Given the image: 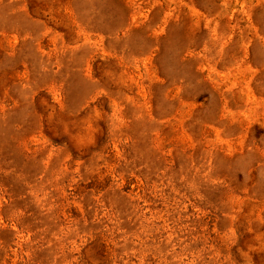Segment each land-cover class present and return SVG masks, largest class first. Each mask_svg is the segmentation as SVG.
<instances>
[{
  "label": "rangeland",
  "instance_id": "374dc122",
  "mask_svg": "<svg viewBox=\"0 0 264 264\" xmlns=\"http://www.w3.org/2000/svg\"><path fill=\"white\" fill-rule=\"evenodd\" d=\"M0 264H264V0H0Z\"/></svg>",
  "mask_w": 264,
  "mask_h": 264
}]
</instances>
